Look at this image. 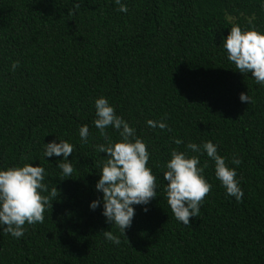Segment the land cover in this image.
<instances>
[{"label": "trees", "instance_id": "obj_1", "mask_svg": "<svg viewBox=\"0 0 264 264\" xmlns=\"http://www.w3.org/2000/svg\"><path fill=\"white\" fill-rule=\"evenodd\" d=\"M121 3L127 13L115 0H0V170L40 166L49 193L58 189L44 223L26 224L18 239L0 227V264H264V86L241 74L222 47L234 25L246 30L251 22L264 33V0ZM241 93L252 102H241ZM100 97L147 145L156 176L157 198L133 205L125 235L106 222L96 189L97 165L107 157L96 149L106 143L94 125ZM106 131L119 140L113 127ZM60 139L74 148L70 177L58 167L63 156L43 155ZM207 141L237 172L242 202L226 193L206 152L186 147ZM173 149L208 164L212 188L188 227L164 191Z\"/></svg>", "mask_w": 264, "mask_h": 264}, {"label": "clouds", "instance_id": "obj_2", "mask_svg": "<svg viewBox=\"0 0 264 264\" xmlns=\"http://www.w3.org/2000/svg\"><path fill=\"white\" fill-rule=\"evenodd\" d=\"M115 3L119 5L116 11L128 12L127 6L122 4L121 0H115ZM69 14H72L71 10ZM222 47L227 52V59L241 74L251 73L255 82L264 86V33L257 31L251 22L249 29L246 30L234 25L224 39ZM18 66L19 61L13 62L12 69L15 70ZM240 100L248 104L252 102L251 97L245 93L240 94ZM95 109L94 125L106 141L96 145V149L107 154L102 166L97 165L101 169L96 189L103 193L102 215L106 217L107 223L113 224L125 235L126 230L132 226L136 214L133 205H148L157 198L156 176L148 167L150 153L147 145L136 136L135 129L130 127L123 117L116 115L115 109L106 98L96 99ZM147 124L162 130L168 128L164 122L148 120ZM110 126L119 133V140L114 141L109 136L106 129ZM79 135L84 143L88 142L87 125L79 128ZM174 142L177 145L183 143L182 140L175 138ZM186 147L192 152L201 154L206 152L215 163V176L226 189V193L235 197L237 202H242L244 192L236 179L237 172L227 166L225 158L218 154L216 145L211 141L199 146L190 142ZM73 151V145L60 139L59 143L53 141L45 144L43 155L49 158L63 156L58 167L62 170L63 176L70 177L74 168L68 157ZM170 155L171 158L163 172V179L167 182L164 189L167 204L175 219L188 227L191 218L199 216L200 207L212 188L203 175L208 164L199 167L198 156H188L185 152L175 149ZM232 162L237 166L241 163L239 159H233ZM44 177L45 169L40 166L34 167L32 164L0 170V227L3 228V234H11L18 239L24 235L26 224L44 223L46 208H52L51 201L58 196L56 187L49 193L48 186L43 183ZM100 204L101 201L98 199L93 201L90 207L95 210ZM144 211L147 212L148 208L145 207ZM102 234L106 240L116 245L121 242L112 231H103Z\"/></svg>", "mask_w": 264, "mask_h": 264}]
</instances>
